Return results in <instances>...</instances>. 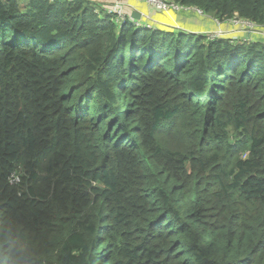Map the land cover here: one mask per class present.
Wrapping results in <instances>:
<instances>
[{"label":"trees","instance_id":"1","mask_svg":"<svg viewBox=\"0 0 264 264\" xmlns=\"http://www.w3.org/2000/svg\"><path fill=\"white\" fill-rule=\"evenodd\" d=\"M165 1L264 28V0ZM108 4L0 0V264H264V35Z\"/></svg>","mask_w":264,"mask_h":264},{"label":"built area","instance_id":"2","mask_svg":"<svg viewBox=\"0 0 264 264\" xmlns=\"http://www.w3.org/2000/svg\"><path fill=\"white\" fill-rule=\"evenodd\" d=\"M137 2H144L148 4V6L158 9L159 12L164 13L165 15H170V17L173 18L174 21L175 18V12L178 10H194L197 9V11L201 14H203V11L200 8H191L188 6L181 5L179 3L175 2H167L165 0H135ZM130 5V1L128 0H111V3L105 7L108 14L114 16L115 22L120 26L123 27L130 21V16H128L126 8ZM145 17L140 19H133L132 22L138 26V27H149L151 29L160 30L162 29L161 26L157 25L155 23V18L151 16V13L143 14ZM221 23V22H220ZM230 24V29L226 30L224 27L221 26L216 31H209L207 32L210 39L214 40L219 37H239L241 35H248L251 33V35H264V28H261L259 26H256L252 21L250 20H239L237 18L231 20L230 22H227ZM176 27L174 29L169 30H175V31H181L180 26L178 24H175ZM232 25V26H231ZM184 32V31H181Z\"/></svg>","mask_w":264,"mask_h":264},{"label":"crops","instance_id":"3","mask_svg":"<svg viewBox=\"0 0 264 264\" xmlns=\"http://www.w3.org/2000/svg\"><path fill=\"white\" fill-rule=\"evenodd\" d=\"M103 3H109L111 0H101ZM128 1V0H127ZM130 5L126 8L128 16L131 20L144 18L143 14L151 13V16L155 18V23L161 26L160 30H169L176 27L175 24H178L181 28V31L184 32H194L205 34L209 31H216L219 28L224 27L226 30H229L231 27L229 23H219L216 19L207 16L201 15L194 10H178L175 12L176 21L173 20L170 15H165L162 12H159L158 9L149 7L148 4L144 2H137L135 0H129ZM109 5V4H108ZM106 7V6H105ZM174 26V27H173ZM179 31V30H178ZM180 32V31H179ZM247 35H244V37ZM259 38L263 35H253V37Z\"/></svg>","mask_w":264,"mask_h":264},{"label":"water","instance_id":"4","mask_svg":"<svg viewBox=\"0 0 264 264\" xmlns=\"http://www.w3.org/2000/svg\"><path fill=\"white\" fill-rule=\"evenodd\" d=\"M251 36H252L251 33H249V34L246 36V38L249 39V38H251Z\"/></svg>","mask_w":264,"mask_h":264},{"label":"rangeland","instance_id":"5","mask_svg":"<svg viewBox=\"0 0 264 264\" xmlns=\"http://www.w3.org/2000/svg\"><path fill=\"white\" fill-rule=\"evenodd\" d=\"M230 25V24H229ZM232 26V25H231ZM172 31H175V30H172ZM238 37V36H237Z\"/></svg>","mask_w":264,"mask_h":264}]
</instances>
